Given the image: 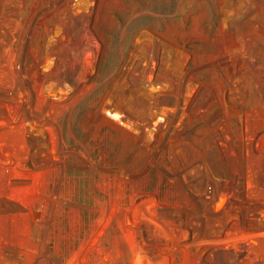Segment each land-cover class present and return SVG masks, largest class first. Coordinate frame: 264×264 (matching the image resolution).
I'll list each match as a JSON object with an SVG mask.
<instances>
[{"label":"rangeland","instance_id":"rangeland-1","mask_svg":"<svg viewBox=\"0 0 264 264\" xmlns=\"http://www.w3.org/2000/svg\"><path fill=\"white\" fill-rule=\"evenodd\" d=\"M0 264H264V0H0Z\"/></svg>","mask_w":264,"mask_h":264}]
</instances>
